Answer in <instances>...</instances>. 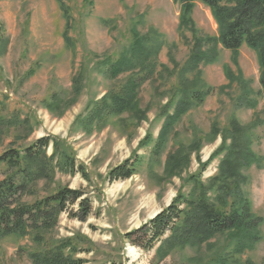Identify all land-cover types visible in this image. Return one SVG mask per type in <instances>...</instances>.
<instances>
[{"label": "rangeland", "instance_id": "374dc122", "mask_svg": "<svg viewBox=\"0 0 264 264\" xmlns=\"http://www.w3.org/2000/svg\"><path fill=\"white\" fill-rule=\"evenodd\" d=\"M180 15L181 4L174 0L0 1V156L43 136L65 139L88 178L58 171L53 181L40 182L24 201L32 203L64 186L83 193L92 207L89 216L80 220L72 216L81 211L77 202L60 215L55 227L38 237H0V264H33L30 252L60 243L73 247L74 256L85 264H211L218 253H232L227 235L202 246L172 250H159L161 243L143 248L126 237L177 195L188 194L193 175L207 183L218 173L223 132L233 119L250 130L253 149L264 159V89L257 53L246 44L237 53L219 45L214 62L188 75L196 83L193 87H211V93L175 123L166 142H160L161 111L174 97L179 71L195 40L191 30L181 29ZM191 17L201 36L218 37L217 22L206 5L196 3ZM134 28L142 34L156 32L164 42L158 71L140 89L144 117L138 120L125 113L100 130L77 128L74 123L91 100L118 91L125 83L127 74L108 79L95 65L118 55L132 40ZM80 72H84L82 90L74 95ZM242 97L254 106L241 104ZM57 100L61 106H50ZM52 151L50 147L48 154ZM173 154L187 155L188 160L169 172L166 166ZM135 157L140 163L131 178H108L111 169ZM6 170L0 163V180ZM244 173L243 189L254 213L263 219L262 237L236 255L237 263L264 264V160L261 167L253 165Z\"/></svg>", "mask_w": 264, "mask_h": 264}, {"label": "trees", "instance_id": "16d2710c", "mask_svg": "<svg viewBox=\"0 0 264 264\" xmlns=\"http://www.w3.org/2000/svg\"><path fill=\"white\" fill-rule=\"evenodd\" d=\"M3 1V0H0ZM181 4L180 26L189 29L195 38L188 59L179 71V80L174 97L163 107L164 123L160 131V142H166L177 121L192 108L201 105L211 93V87H193L188 78L198 72L202 64L218 58L219 45L237 53L243 45L257 53L264 89V0H174ZM203 3L217 22L218 37L201 36L196 29L191 13L196 3ZM65 16L70 19L68 8L61 4ZM64 6V7H63ZM130 43L118 55L98 61L95 69L108 79H117L127 74L125 83L118 91L109 92L101 99L91 100L85 113L75 121L77 128L93 132L104 128L113 118L125 113L141 120L144 115L139 107L140 89L158 71L159 54L164 42L156 32L147 34L133 29ZM66 39L74 46L72 39ZM84 68H87L86 66ZM84 70V69H83ZM230 75V73H229ZM84 72L75 77L74 95L82 90ZM231 81L233 76L231 75ZM62 102L53 101L52 107ZM241 104L251 105L248 97L241 98ZM214 132H219L214 124ZM222 132V131H221ZM253 134L233 119L223 132L220 151L224 155L218 173L208 182L193 175V186L188 194H179L156 216L126 237L134 244L151 248L161 243L159 250L177 247H198L214 237L227 235L233 244L232 253H218L211 264H239L236 255L253 247L261 240L262 217L256 215L243 187L247 183L244 169L253 165L261 167L263 157L253 149ZM52 147V154L48 149ZM166 170L174 172L181 168L187 155H170ZM174 160V162H173ZM0 163L7 166L6 174L0 180V237L25 236L48 231L55 227L63 212L79 202V213L73 217L85 220L91 213V203L83 193L69 187H59L54 193L24 201L25 196L35 193L42 181H53L58 171L65 174H81L88 178L83 164L77 163L75 153L65 139L43 136L21 150L9 149L0 156ZM140 159H127L110 170L111 181L131 178L139 166ZM81 214V215H79ZM134 237L137 239L135 240ZM33 264H85L74 256L70 245L60 243L51 248L29 253Z\"/></svg>", "mask_w": 264, "mask_h": 264}]
</instances>
